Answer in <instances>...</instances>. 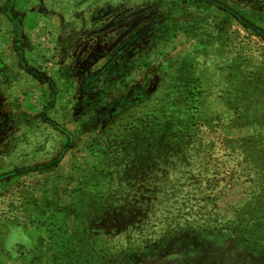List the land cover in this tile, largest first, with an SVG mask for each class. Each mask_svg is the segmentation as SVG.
<instances>
[{
  "label": "rangeland",
  "instance_id": "374dc122",
  "mask_svg": "<svg viewBox=\"0 0 264 264\" xmlns=\"http://www.w3.org/2000/svg\"><path fill=\"white\" fill-rule=\"evenodd\" d=\"M247 239L264 0H0V264H264Z\"/></svg>",
  "mask_w": 264,
  "mask_h": 264
},
{
  "label": "trees",
  "instance_id": "16d2710c",
  "mask_svg": "<svg viewBox=\"0 0 264 264\" xmlns=\"http://www.w3.org/2000/svg\"><path fill=\"white\" fill-rule=\"evenodd\" d=\"M237 246V245H236ZM238 246L242 249V250H245V251H248L250 252L251 254H253V256H263L264 257V251L263 250H257L256 248H253L252 244L248 243V239H247V242L244 243V244H238ZM55 261H56V258H55ZM74 264H80L79 262H77L76 259L73 260ZM55 264H62V263H56ZM92 264V263H91Z\"/></svg>",
  "mask_w": 264,
  "mask_h": 264
}]
</instances>
